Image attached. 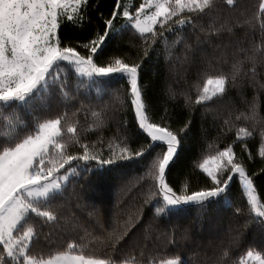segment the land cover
Returning <instances> with one entry per match:
<instances>
[{
    "label": "snow or ice",
    "instance_id": "obj_1",
    "mask_svg": "<svg viewBox=\"0 0 264 264\" xmlns=\"http://www.w3.org/2000/svg\"><path fill=\"white\" fill-rule=\"evenodd\" d=\"M225 2L234 6V0ZM215 7V0H139L138 4L109 0L106 9L92 0H0V117L6 125L0 135V264H187L183 253L146 258L144 246L132 237L138 229L152 233L158 222L172 221L184 209H194L199 218L213 205L230 208L237 204L234 217L246 208L242 228L251 225L264 232V167L251 171L235 151L237 143L256 137L259 120L258 155L264 160V117L257 113L258 98L248 99L242 91L243 83L264 91V83L256 78L257 66L264 65V46L239 49L237 55L243 59L236 60L230 71H213L201 59L196 75L206 77L203 87L196 90L194 99L183 91L167 92L164 102L171 107L159 118L141 83V70L153 52L160 54L161 42L169 57L174 47L184 43L185 75L191 71L199 45L211 43L226 27L218 28L215 20L202 22ZM257 20L264 45V0H259L249 22L253 31ZM67 24L79 25L82 34L66 39L62 28ZM185 30L195 35L194 42H185L181 35ZM125 33L135 43L121 44ZM168 34L175 38L169 41ZM114 40L117 43L111 45ZM245 61L252 64L251 70L244 69ZM93 85L97 86L96 96L88 92ZM233 88L241 89L238 95L246 110L235 109L234 119L217 125L216 139L226 138L222 145L205 148L208 133L196 130L195 111L216 99L224 100ZM54 98L65 111L52 112ZM78 101L72 115L83 112L87 117L90 113L93 119L88 127L97 132L110 130V106L123 118L115 121L111 136L89 141L87 129L81 130L80 121L70 119L67 111ZM228 103L234 104L230 97ZM177 112L187 113V118L174 127L173 113ZM241 121L251 122L250 126ZM233 131L234 137L228 140ZM189 142L200 146L192 171L180 163ZM241 148L248 160L255 159L247 144ZM126 168L136 172L135 184L126 192L121 186L124 199L118 197L110 226H102L101 235L91 237L110 253L90 251L72 240L54 252L46 246L47 254L41 249L37 258L33 250L40 240L37 219L41 226L59 220L51 205L65 194L69 182L82 175ZM193 173L197 176L195 186ZM137 188L141 189L138 193ZM81 192L83 188L73 186L77 200ZM103 205V194L98 192L95 201L85 206L99 215ZM52 231L49 229L45 240ZM223 237L216 238L223 256L230 248L248 242L242 230L231 226ZM169 243H176L174 237ZM125 246L132 252L140 248L139 258L122 255ZM222 258L206 264H221ZM249 261L264 264V253L249 247L240 264Z\"/></svg>",
    "mask_w": 264,
    "mask_h": 264
},
{
    "label": "trees",
    "instance_id": "obj_2",
    "mask_svg": "<svg viewBox=\"0 0 264 264\" xmlns=\"http://www.w3.org/2000/svg\"><path fill=\"white\" fill-rule=\"evenodd\" d=\"M131 3H139V0H126ZM93 3H100L104 9L108 7L109 0H92ZM216 7L213 12L208 13L202 21L205 24L215 20L216 26L219 28L221 25L226 27L221 30V35L216 37L211 43L201 44L195 52L196 64L192 67L191 71L185 75V68L187 65L183 63L182 57L184 56V43L179 44L171 50V55L164 51L163 42L158 46L159 55L153 52L151 59H147L144 68L141 70V83L146 87L147 94L152 102L153 107L156 109L157 118L164 114L165 109L171 107V104H165L166 93L169 91L186 92L195 98V92L198 88L203 87V79L206 77L196 75V67L200 65L201 59L213 71H230L233 63L236 60L243 59L237 52L239 49H251L253 45L264 46L261 44V33L259 28V21H255V31H253L249 22L258 10L259 0H234V6L226 5L225 0H215ZM95 19V17H93ZM79 25L67 24L62 28V35L68 39H75L81 35L78 31ZM231 29L230 31L228 29ZM87 31V29H86ZM185 36V42H194L195 35L190 34L187 30L181 33ZM129 33L123 35L121 44L135 43L129 40ZM175 38V34H168V40L171 41ZM117 41H111V45H115ZM124 48V51H127ZM166 57H168L166 59ZM246 71L251 70L252 64L245 61L243 65ZM257 80L264 83V65L257 66ZM243 82V78H242ZM96 87L93 85L88 89L92 96H96ZM115 87V85H113ZM241 89L233 88L228 93V97L234 102L229 105L228 97L224 100L216 99L209 105L199 107L195 111V128L197 131L204 129L208 135L205 140V148L208 145L213 147L222 145L226 138L217 137V125L222 123L225 119L235 118L237 112L246 110V105L240 103L241 97L238 93ZM242 91L244 96L248 99L254 96L258 98L257 113L259 117H264V91H256L252 85L243 83ZM105 100L108 97H104ZM183 100L181 99V104ZM52 112L65 111L64 105L58 103L54 98L51 101ZM79 107V101L76 105L70 106L67 111L70 119L80 121L81 130L87 129V139L89 141L96 140L103 135L105 138L113 134L116 128L115 121L122 119L123 114L117 110L114 114L112 106L108 109L107 120L111 121L110 130H105L102 133L97 132L94 127H88L92 123V117L89 113L86 117L83 112L72 115L75 108ZM205 109L209 111L205 112ZM231 113V116H229ZM4 115H8L5 111ZM176 117L173 120V126H181L183 121L187 118V113H173ZM28 119L27 116L24 117ZM216 119L217 123H213ZM251 122L241 121L244 126H250ZM259 124L257 120L256 137L249 138L237 143L235 151L238 156L246 160L247 166L253 172L264 167V160L259 155ZM241 126L240 124L236 125ZM108 125L106 124V128ZM6 131V125L0 117V135ZM83 134V133H82ZM234 137H227L231 140ZM107 139L104 143L107 144ZM242 144H247L248 147L255 154L254 160L247 159V152L241 148ZM78 147V146H76ZM74 147L73 150H76ZM99 147V145H97ZM199 145H193L191 142L187 143L184 150L181 152L180 163L186 165V171H192L191 165L196 160V152L199 151ZM107 152V149H105ZM136 172L131 169H123L119 172L96 173L90 176H81L80 180L69 182L65 194L58 196L52 203L51 208L54 210L59 220L56 223H49L41 226L37 219V228L40 229V240L33 245V250L39 258L41 249L44 250L46 255L48 252V245L54 252L62 249L69 241L75 240L78 244H84L89 247L90 251H95L100 254L108 255L110 249L104 247L103 244L92 241V236L101 235V227H109L112 222V213L116 211L115 205L118 197L124 199L121 186L124 185L123 191L126 192L129 187L135 184ZM200 183L203 181L200 180ZM193 186L197 183L196 173L192 176ZM83 192L80 193V199L77 200L73 193V186ZM144 185L143 188H146ZM141 189L137 188L136 193ZM98 192H102L104 205L100 209L99 215L93 213L90 205L95 201ZM135 194V193H134ZM237 207V204H232L230 208H225L220 205H213L201 217L196 218V211L194 209H184L172 221L158 222L154 226L155 230L152 233L142 232L139 229L132 237V240L139 245H143V255L147 258L156 256L157 258H168L175 254H184L187 264H206L207 260L216 261L221 257V264H240L241 257L245 255L249 247L256 251L264 253V232H261L255 226L242 228L245 219H247V210L245 208L242 214L234 217L232 211ZM91 213V214H90ZM147 219V218H145ZM231 222V224H230ZM231 226L233 229L242 230L248 242L232 247L229 249L228 254L223 256L222 250L217 247V236L223 237V232ZM188 228L189 231L185 232L184 229ZM52 229V235L47 240L44 239L45 235ZM89 233L91 235H89ZM174 237L176 243L170 244L169 241ZM226 241V237H223ZM195 242V243H193ZM127 254L130 259H137L141 254V249L137 248L132 252L127 246L122 250V255Z\"/></svg>",
    "mask_w": 264,
    "mask_h": 264
},
{
    "label": "rangeland",
    "instance_id": "obj_3",
    "mask_svg": "<svg viewBox=\"0 0 264 264\" xmlns=\"http://www.w3.org/2000/svg\"><path fill=\"white\" fill-rule=\"evenodd\" d=\"M126 2H129V1H126ZM249 264H252V262H251V261H249Z\"/></svg>",
    "mask_w": 264,
    "mask_h": 264
}]
</instances>
